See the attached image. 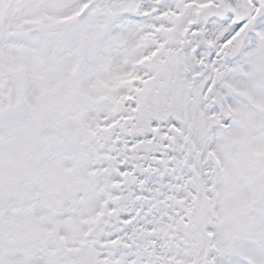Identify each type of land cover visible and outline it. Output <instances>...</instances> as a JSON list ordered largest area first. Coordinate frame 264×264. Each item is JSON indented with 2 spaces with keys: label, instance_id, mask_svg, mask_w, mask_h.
Segmentation results:
<instances>
[{
  "label": "snow or ice",
  "instance_id": "obj_1",
  "mask_svg": "<svg viewBox=\"0 0 264 264\" xmlns=\"http://www.w3.org/2000/svg\"><path fill=\"white\" fill-rule=\"evenodd\" d=\"M0 264H264V0H0Z\"/></svg>",
  "mask_w": 264,
  "mask_h": 264
}]
</instances>
